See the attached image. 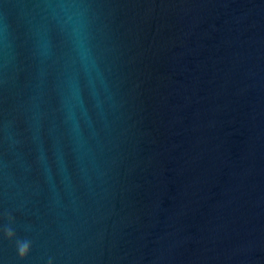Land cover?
I'll return each instance as SVG.
<instances>
[{
    "label": "water",
    "instance_id": "water-1",
    "mask_svg": "<svg viewBox=\"0 0 264 264\" xmlns=\"http://www.w3.org/2000/svg\"><path fill=\"white\" fill-rule=\"evenodd\" d=\"M0 264H264V0H0Z\"/></svg>",
    "mask_w": 264,
    "mask_h": 264
}]
</instances>
